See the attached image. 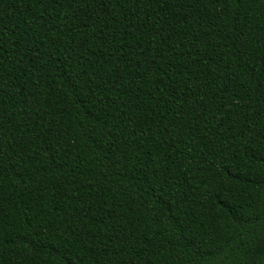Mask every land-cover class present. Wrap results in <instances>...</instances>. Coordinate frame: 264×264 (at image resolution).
I'll return each instance as SVG.
<instances>
[{
    "label": "trees",
    "instance_id": "1",
    "mask_svg": "<svg viewBox=\"0 0 264 264\" xmlns=\"http://www.w3.org/2000/svg\"><path fill=\"white\" fill-rule=\"evenodd\" d=\"M0 264H264V0H0Z\"/></svg>",
    "mask_w": 264,
    "mask_h": 264
}]
</instances>
